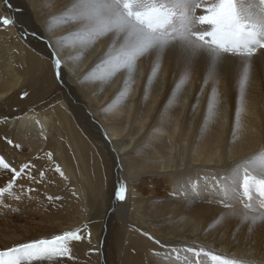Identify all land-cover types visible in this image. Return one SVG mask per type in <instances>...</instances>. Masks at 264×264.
<instances>
[{
	"label": "bare ground",
	"instance_id": "bare-ground-1",
	"mask_svg": "<svg viewBox=\"0 0 264 264\" xmlns=\"http://www.w3.org/2000/svg\"><path fill=\"white\" fill-rule=\"evenodd\" d=\"M77 3L0 0V21L14 20L0 22V153L17 170L31 160L37 178L22 176L0 196V250L87 225L81 233L87 238L70 244L74 259L24 264H189L197 259L187 252L191 247L227 259L264 257V197L253 191L244 209L235 199L240 190L226 196L213 179L264 156V52L247 65L246 79L235 58L210 74L204 59L188 65L177 47L159 59L138 58L131 73L120 67L109 74L122 41L112 31L89 34ZM53 50L61 80L51 68ZM158 76L166 81L160 99ZM191 87L194 96L186 102L184 90ZM24 90L28 96L21 99ZM200 93L208 106L198 116ZM217 98L216 106L211 100ZM92 151L113 162L111 193L124 182V201L108 202L97 192L89 174ZM10 178L0 168V187Z\"/></svg>",
	"mask_w": 264,
	"mask_h": 264
},
{
	"label": "snow or ice",
	"instance_id": "snow-or-ice-1",
	"mask_svg": "<svg viewBox=\"0 0 264 264\" xmlns=\"http://www.w3.org/2000/svg\"><path fill=\"white\" fill-rule=\"evenodd\" d=\"M74 7L83 10L80 19L87 22L89 34L104 35L112 31L116 39L122 41L120 54L109 62L113 65L109 74H114L120 67L131 73L138 58L152 55L159 59L166 49L177 47L188 65L197 59H204L210 65V74L211 70L223 66L227 58H235L245 65L246 79L247 65L258 50L264 52V0H214L211 3L207 0H167L166 3L159 0H78ZM197 9L202 14L197 15ZM177 10H180L181 27L168 31L166 26L171 23ZM0 22L7 26L13 24L14 20L3 18ZM51 58L56 77L61 80L63 66L55 50L51 52ZM151 80L149 76V82ZM6 143L12 145L13 142L7 140ZM48 155L51 156L50 153ZM0 168L11 173L7 185L0 187V196L10 193L22 176H27L32 183L37 181L36 176L31 174L35 168L31 160L17 170L6 160L5 155H0ZM56 171L64 175L58 165ZM43 175L41 171L40 176ZM213 179L220 186L217 190L223 191L226 196L230 191L234 193L240 190V196L235 199L243 204L244 209H248L250 204L245 200H252L253 191L264 197V156L238 164L228 175ZM20 190L24 191L22 185ZM27 191L34 192L35 189L29 188ZM126 191V185L121 181L115 190V198L124 201ZM15 199L20 200L21 197L16 196ZM219 202L235 210L226 201ZM260 206L264 208V199ZM86 227L83 225L82 228L65 231L51 239L33 240L0 250V264H24V261L40 258L74 259L70 244L87 238L81 234ZM187 252L197 258L189 264H209V258L212 264H264V257L259 260L249 257L227 259L206 252L203 248L197 251L194 247L187 248Z\"/></svg>",
	"mask_w": 264,
	"mask_h": 264
},
{
	"label": "rangeland",
	"instance_id": "rangeland-1",
	"mask_svg": "<svg viewBox=\"0 0 264 264\" xmlns=\"http://www.w3.org/2000/svg\"><path fill=\"white\" fill-rule=\"evenodd\" d=\"M5 26V25H4ZM8 26V25H7ZM61 31H63V30H61ZM19 34L17 35V37L18 36H20L22 39H26V34L25 33H20V32H18ZM19 37V38H20ZM18 54H20V56L22 57V56H24L25 55V53L22 51L21 53H18ZM22 54V55H21ZM24 54V55H23ZM98 54V53H97ZM52 68V70L54 71V79L55 80H57V77H56V74H55V68H53V66L51 67ZM49 71H50V74L52 73V71H51V69H50V66H49ZM143 75V74H142ZM143 77H144V75H143ZM144 79V78H143ZM33 83V82H32ZM32 83H31V85H32ZM158 84V88L160 89V92H159V94H160V97H159V99L160 98H162L163 97V95L166 93L165 91H166V81H165V77H163V76H158L155 80H154V84ZM35 85V83H33V85L32 86H34ZM40 91H42V93H43V91L44 90H40ZM41 93V94H42ZM184 93H185V97L187 98V100H186V102H188L189 100H191L192 98H193V96H194V89L191 87V88H189L188 89V91L187 90H184ZM25 94V90L21 93V95H24ZM28 94V93H27ZM21 95H20V98H21ZM28 95H25L23 98H21V99H24V98H26ZM39 97H40V99H42L43 97H42V95H39ZM196 98L198 99V101H199V104H198V106H199V111H198V113H197V115L199 116L200 115V112H201V110H203V108H207V100H208V98L206 99V101H205V98H206V93H200V94H197L196 95ZM223 100H225L224 102H223V105H224V103H225V105H227V107L230 109V104L229 103H227L228 101H227V99H223ZM204 103H206L205 105H204ZM211 103L212 104H214V105H219V99L217 98V99H212L211 100ZM6 109H8V107H6ZM85 109H86V107H85ZM204 111H205V109H204ZM75 121V120H74ZM73 123V122H72ZM82 128V126L79 128L78 127V129L80 130ZM81 131V130H80ZM80 133V132H79ZM96 138H97V136H96ZM98 139V138H97ZM99 140V139H98ZM100 142H102L101 140H99ZM102 144H103V142H102ZM100 149V148H99ZM98 152H96V151H92V152H90V153H88V160L90 161V164H89V169H90V171H89V174H90V176H91V178L93 179V182H94V185H95V188L97 189V192H99V193H104V197H105V200H107L108 202L111 200V202L112 201H114L115 202V200H114V198H115V195H114V193L112 194L111 193V191H112V188H111V186H112V181H113V176H112V174H113V171L115 172V170H114V166H113V162H111V161H109L110 159L108 158V157H106V156H104V162L101 160V157L99 158L98 157V154H97ZM0 155H1V153H0ZM4 155V154H3ZM107 161H106V160ZM109 161V162H108ZM100 167L102 168V170H103V174L105 175V177H101V171H100ZM107 167V168H106ZM106 168V170L104 171V169ZM110 172V173H109ZM111 176V177H110ZM107 178H108V180H107ZM105 179V180H104ZM111 179V180H110ZM111 183V184H110ZM118 184V183H117ZM119 185V184H118ZM118 185L116 186V188L118 187ZM108 188H107V187ZM155 186H157V185H155ZM99 189H101L100 191H99ZM127 189V188H126ZM159 188H158V186H157V190H158ZM128 191V190H127ZM127 191H126V194H127ZM115 192V191H114ZM109 195V196H108ZM113 197V198H112ZM112 198V199H111ZM116 199V198H115ZM115 225V224H114ZM120 226L119 225H116L115 226V229H113V231H112V235L114 236V237H116V235H117V229L119 228ZM133 251V250H132Z\"/></svg>",
	"mask_w": 264,
	"mask_h": 264
}]
</instances>
